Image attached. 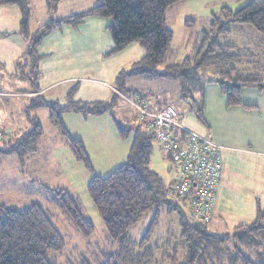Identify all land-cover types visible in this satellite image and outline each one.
I'll return each mask as SVG.
<instances>
[{"label": "trees", "instance_id": "obj_1", "mask_svg": "<svg viewBox=\"0 0 264 264\" xmlns=\"http://www.w3.org/2000/svg\"><path fill=\"white\" fill-rule=\"evenodd\" d=\"M54 14L63 0H45ZM183 0H96L89 9L52 20L33 30L30 0H0V6L19 7L22 20L18 32L28 43L24 58L17 64L15 78L29 84L32 97L25 108L30 129L18 137L5 132L0 139V164L9 155H16L24 165L37 152V145L44 135L35 111L46 108L49 123L66 140L77 162L88 171L93 166L83 143L74 138L65 127L63 116L67 113L83 116H101L112 113L122 96L132 97L141 92L127 88L132 78L174 79L180 83L181 100L189 107L200 124L205 125L202 105L196 100L206 82L216 83L226 97L229 107L244 106L241 92L244 88L257 87L264 90V83L249 59L255 55L238 46L221 44L219 38L230 33L232 25H248L264 36V0H252L238 11L223 7L213 15L210 29L203 32L194 52L180 62H171L174 33L167 26L168 9ZM101 17L112 21L109 32L114 48L108 56L122 52L133 43H138L145 56L131 67L123 69L114 83V94L108 101L93 103L77 102L72 90L66 103L50 101L40 95L39 63L42 42L55 30L68 25L78 28L87 18ZM1 80V79H0ZM3 81L1 80L0 87ZM2 91V90H1ZM247 109L251 107L244 106ZM132 108V107H131ZM132 121L116 120L122 139L134 134L125 164L116 168L107 177H94L88 185L89 196L102 218L108 241L116 246L113 253L104 254L99 264H159V248L151 246L160 226L161 213L175 212L179 218V245L185 250L184 264H264V210L258 209L257 220L251 225L241 224L228 233L211 232L210 222L194 220L188 212L185 200H171L162 177L151 169L155 135L147 130L132 108ZM139 121V122H138ZM138 122V123H137ZM210 138L209 136H206ZM212 139V138H210ZM169 161V160H168ZM170 173V169L168 170ZM56 202L67 220L82 237L90 239L95 228L83 214L79 202L64 189H55ZM185 209V210H184ZM155 211L153 222L141 241L129 235L149 212ZM215 215V212H214ZM66 242L53 222L50 212L40 204L33 203L17 210L0 204V264H58L53 255L62 252ZM163 258V257H162ZM80 264H90L83 261Z\"/></svg>", "mask_w": 264, "mask_h": 264}, {"label": "crops", "instance_id": "obj_2", "mask_svg": "<svg viewBox=\"0 0 264 264\" xmlns=\"http://www.w3.org/2000/svg\"><path fill=\"white\" fill-rule=\"evenodd\" d=\"M92 6L91 0L88 5L83 4L80 10L84 11ZM58 11L59 5L56 12ZM47 13L49 16L54 15L51 16L52 20L74 14L69 11L59 13L56 17L57 13L51 14L48 8ZM21 20L19 7L0 6V79L3 81L0 87L3 94L0 96V128L13 137L22 135L30 127L25 108L31 98L35 97L30 91H24L30 90L28 83L15 78L17 64L24 58L28 48L27 41L18 34ZM111 24L110 19L90 17L78 28L63 25L47 37L38 50L42 56L39 63L40 95L61 104L66 103L72 90H75L73 99L77 102L110 100L120 71L131 67L145 56L144 49L138 43L108 56L114 48L108 30ZM171 52L173 55V51ZM140 78L144 81L142 88L132 89L135 82L131 79L127 81V85L132 87L131 91L145 93L152 105L161 108L172 105L168 97L163 96V91H156L152 86L157 83V79ZM169 80L174 85L179 83L174 79ZM177 85L180 91V83ZM195 97L202 105L205 125L200 124L193 113L185 120L180 119L186 128L199 135L209 136L221 148L223 169L215 215L210 226L214 227L215 232L228 233L238 225L255 223L258 209L264 210V90L260 91L257 87L242 90L244 106L252 109L244 106L229 107L226 97L214 82H206ZM121 99L124 104L118 105L112 113L101 116L67 113L63 116L69 133L83 143L94 170L97 166L99 170L112 172L127 161L132 144H127L128 140L120 137L115 115L122 111L132 121L134 114L132 116L129 111L132 108L127 96H122ZM15 117L20 122L18 125L14 124ZM46 119L50 124L49 113L46 114ZM53 135L60 140L63 152L70 155L69 151L73 160L80 164L59 131L53 132ZM38 153L39 149L28 161H32Z\"/></svg>", "mask_w": 264, "mask_h": 264}, {"label": "rangeland", "instance_id": "obj_3", "mask_svg": "<svg viewBox=\"0 0 264 264\" xmlns=\"http://www.w3.org/2000/svg\"><path fill=\"white\" fill-rule=\"evenodd\" d=\"M251 1L183 0L170 7L167 12V26L174 33L171 60L181 61L194 52V47L203 37V32L210 29L212 16L218 15L223 7L238 11ZM92 2L94 5L95 0H92ZM30 3L33 29H37L41 24L51 19V16L54 17V15L49 16L47 13L45 0H30ZM88 3H91V0H63L59 4L57 15L56 13L55 15L58 17L59 13L79 12L83 10H80L83 4L88 5ZM219 42L224 45H236L241 50H245L243 51L245 54L246 51H250L255 55L253 60L249 59L250 64H248V67L255 69L259 74V78L262 79V83H264V36L251 26L231 25L230 33L220 36ZM131 80L135 84L133 88L127 85L128 89L143 87V79L134 78ZM155 82L157 83L152 86L155 87L156 91L164 92L163 96L168 97L169 103L179 112L182 120L192 116L189 107L181 100V93L177 85L179 83L174 85L173 81L169 79H157ZM160 94L161 92H159ZM23 101L26 102V99H23ZM122 102L123 100L120 98L118 104L122 106L124 104ZM129 111L133 116V110L129 109ZM46 114H48L46 108L38 109L35 112V116L42 123L45 135L37 145L38 155L33 160L30 159L32 160L30 162L27 159L24 165L19 162L16 155H9L2 159L0 164V204L12 209L22 210L33 203H38L50 212L54 224L66 242V248L62 252L53 255L58 264H80L85 260L90 264H99L103 261L104 254L113 253L116 246L107 240L108 235L102 218L89 196L87 187L94 177H107L113 171H102L97 166L95 170L88 171L81 163L77 164L73 160L69 151L67 152L70 155H66L59 144L60 140L53 135V132H57V129L48 126L50 124L47 123ZM115 116L122 123L129 121L127 116L122 114V111ZM19 123L15 117L14 124L18 125ZM29 129L30 127L27 130ZM133 137L134 134L131 133L130 138H127V144H132ZM59 138L61 139L60 136ZM153 151L151 169L157 172L165 183L170 182L171 175L168 170L171 163L162 153L157 142ZM55 189L66 190L79 202L83 214L92 222L95 228V233L90 239L82 237L79 231L67 220L62 208L56 202ZM155 213V211H152L144 215L141 221L129 231V235L133 240L141 241L153 222ZM230 227L229 230L232 229V226ZM210 230L215 232L212 226H210ZM179 233L178 215L175 212L168 214L164 210L161 213L160 226L150 244L159 248L157 258L163 259L159 264L185 263V250L181 246H177L180 244ZM224 264L227 263L224 262Z\"/></svg>", "mask_w": 264, "mask_h": 264}, {"label": "built area", "instance_id": "obj_4", "mask_svg": "<svg viewBox=\"0 0 264 264\" xmlns=\"http://www.w3.org/2000/svg\"><path fill=\"white\" fill-rule=\"evenodd\" d=\"M127 101L147 130L155 135L158 147L171 163L168 198L187 201L192 219L210 221L223 169L221 148L213 139L186 128L172 105L163 108L152 105L144 93L127 97Z\"/></svg>", "mask_w": 264, "mask_h": 264}]
</instances>
